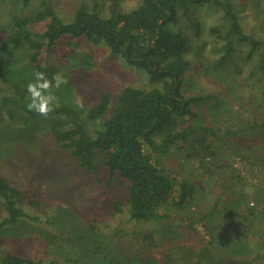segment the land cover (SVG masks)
Masks as SVG:
<instances>
[{
	"label": "trees",
	"instance_id": "obj_1",
	"mask_svg": "<svg viewBox=\"0 0 264 264\" xmlns=\"http://www.w3.org/2000/svg\"><path fill=\"white\" fill-rule=\"evenodd\" d=\"M30 1L19 0L23 7ZM87 1L88 5L81 3L74 9L69 22H63L49 3L43 4L32 18L12 16V32L0 42V64L10 44L23 43L27 47L29 62L35 65L43 49L50 52L64 39L67 44L81 40L90 45L104 43L111 59L120 58L145 75L147 87L126 86L115 94L100 91L97 102L83 112L82 117L66 105L54 106L49 117L61 120L51 126L57 145L76 160L84 174L91 175L101 170L102 166L109 176V184L117 177L115 185L122 187L126 197L127 220L162 224L163 231L154 227L150 232L141 234L137 243L140 253L155 251L165 242L171 248L168 234L170 231L179 234L182 228L188 243L176 245L180 252L176 264H264V186L258 187L256 194L250 196L257 200L255 205L249 206L248 203L247 206L245 198H236L234 208L240 214L239 223L242 226L237 222L238 226L213 234L211 227L213 223L217 224L214 207L205 213L191 212L187 215V222L180 227L181 217L158 213L174 189V179L163 165L153 163L145 152V149H150L160 158L182 152L184 160L199 164L204 177L220 173L222 166L218 164L219 171L215 173L212 170L213 161L217 158L213 146L217 136L213 122L206 124L198 121L200 114L196 107L213 100L214 110H218L223 103L219 101V96L206 91L198 94L184 92L188 80L195 77L191 76L193 69L201 80L207 78L213 84H223L220 91L224 97L233 94L239 83L248 88L249 79H252L250 86L255 93L247 96L248 108H244V112L250 113L249 123L247 120L244 126L248 133L243 134L245 129H239L241 133L236 131V128H241L239 125L227 133L257 136L259 140H264V39L244 32L239 9L229 0H136L131 7L125 6L127 0ZM202 6L214 8L212 14L221 13L216 18L217 24L209 28L199 21L195 9ZM35 23L43 24L41 33L31 31L30 25ZM206 30V42L213 48L211 55L209 52L205 54V39H201ZM212 59L214 65L208 62ZM37 64L39 67L34 73L44 72L50 80L58 73L51 61ZM224 77H230V81ZM239 78L242 82L237 81ZM3 102L5 105L6 100L3 99ZM23 110L31 117L36 114L28 111L27 107ZM206 110L211 111L210 106L207 105ZM66 124L69 126L63 127ZM88 124L95 126V136L89 133ZM21 194L20 189L0 176V198L6 213L0 219V230L19 218L36 219L21 208ZM233 194L236 191L231 192ZM195 197V184L182 180L173 205L179 210L189 211ZM216 201L219 202L218 199ZM220 211L230 214L231 210L227 206ZM100 214L95 213L91 217L94 225L85 226L78 238L75 235L77 240L72 244L77 242L76 252L82 255L79 261L83 264H118L122 255L110 258L103 255L104 249L120 253L121 248L116 245V240H110L113 237H105L96 230L100 226L99 219H107L104 216L106 212ZM169 222L175 226L171 227ZM197 223L204 228L206 235L221 242L218 247L223 246L222 254L218 253L215 257L205 251L207 248H203ZM209 242H212L211 239ZM196 248L201 250L197 252ZM226 251H229L230 257L225 255ZM172 255L169 253L161 258L167 257L171 261ZM138 258L135 259L140 264L160 262L146 256ZM1 261L3 264H39L10 252L5 253ZM122 261H133V257H124Z\"/></svg>",
	"mask_w": 264,
	"mask_h": 264
},
{
	"label": "rangeland",
	"instance_id": "obj_2",
	"mask_svg": "<svg viewBox=\"0 0 264 264\" xmlns=\"http://www.w3.org/2000/svg\"><path fill=\"white\" fill-rule=\"evenodd\" d=\"M229 1L239 9L238 15L244 32L264 39V0ZM135 2L136 0H127L125 6L131 7ZM48 3L63 22H69L74 9L81 3L88 5L89 1L31 0L26 7H23L19 0H0V42L12 32V16L32 18L43 4ZM212 11L214 8L197 7L195 15L210 28L217 24L216 18L221 14L220 12L212 14ZM43 28L42 23L30 25L33 33H41ZM206 33L207 30L202 33L201 39H205V54L209 52L211 55L213 48L206 42L208 39ZM65 41L66 39L62 40L50 52L43 49L35 65L29 62L27 47L23 43L10 44V48L5 50L6 57L0 64V176L4 177L11 186L22 191L21 208L27 215L36 218L35 220L19 218L14 224L3 226L0 230V264H3L1 258L7 252L26 257L39 264H83L79 261L83 258L82 255L76 252L77 242L74 244L72 242L77 240L75 235L83 232V228L92 223L91 217L95 213L104 212L107 219H99L100 226H97L96 230L98 229L105 237H113L110 240L113 242L116 240V245L121 248L120 253L104 249L103 255L106 258L118 254L122 255L118 264H140L135 258L146 256L159 260V264H176V259L180 257L176 245L184 246L188 243L186 238L184 239L182 228L179 234L171 231L168 234L172 242L171 248L169 243L165 242L155 251L140 253L137 243L140 242L141 234L150 232L154 227L163 231L162 224L127 220L126 197L122 187L115 185L117 177H114L113 182L109 184V176L102 166L101 170L91 175L84 174L76 160L60 148L53 138L51 126L61 120L49 116L44 118L37 113L31 117L23 110V107H27L29 103L27 84L35 80L33 73L35 68L39 67L37 63L41 64L47 60L51 61L58 69V73L69 81L59 90L54 89V95L58 98L55 106L66 105L76 111L79 117L84 116L83 112L97 102L100 91L115 94L126 86L147 87L145 75L134 70L120 58L111 59L104 43L90 45L81 40L67 44ZM208 62L214 65L213 59ZM194 75L195 77L188 80L184 92L198 94L206 91L219 96V101L224 105L221 109L214 110L215 102L209 100L196 107L200 114L198 121L207 122L206 124L213 122L217 135L213 146L217 158L213 161L215 165L212 170L215 173L219 171L216 165L218 164L222 166L220 173L216 176L204 177L199 164L184 160L182 152H173L162 158L150 149H145V152L150 155L153 163L158 162L159 165H163L174 179V189L165 205L158 209V213L166 212L171 217H181L182 222L178 224L183 227L189 219L187 215L191 212L205 213L215 207L213 213L217 218V226L213 223L211 232L217 234L223 232V229L228 231L233 226H238L240 214L237 208H234V203L239 197L245 198L246 205L250 202L257 204V200L250 196L256 194L259 186H264V140H259L257 136L241 134L235 136L227 133L228 130L234 131L235 126L241 127L236 128V131L245 129L247 120L249 123L250 113L244 112V108H248L247 96L250 94L253 96L255 93L250 86L252 79H249L248 88L239 83L233 94L224 97L220 91V85L223 84H213L207 78L201 80L196 77L199 74L196 75L195 69L191 71V76ZM223 79L230 81V77ZM239 80L241 79H237ZM80 98H82V108L78 107ZM3 99L6 100L5 105ZM206 104L210 106L211 111L206 110ZM224 111L229 112L231 116ZM68 126L69 124H66L63 127ZM87 127L89 133L95 136V126L88 124ZM245 133H248L246 129L243 134ZM237 158L244 164L246 175H242L234 168ZM253 178L257 180L256 184ZM182 180L193 182L196 188L195 203L189 211L179 210L173 205L177 200L179 183ZM234 191L236 194L231 195ZM217 199L219 202L216 201ZM35 203L38 205L36 206ZM227 206L231 210L230 214L219 212L225 210ZM5 214L0 198V219ZM169 224L171 227L175 226L171 222ZM242 225L239 223V226ZM197 230L204 243L203 248L208 249L205 251L209 255L217 257L218 253L224 252L222 245L218 247L221 242L206 235L204 228L198 223ZM112 232L115 235H111ZM200 250L195 249L197 252ZM169 253L173 254L171 261L167 257L161 258ZM225 255L231 256L229 251H226ZM123 256L125 258L131 256L133 261H122Z\"/></svg>",
	"mask_w": 264,
	"mask_h": 264
},
{
	"label": "clouds",
	"instance_id": "obj_3",
	"mask_svg": "<svg viewBox=\"0 0 264 264\" xmlns=\"http://www.w3.org/2000/svg\"><path fill=\"white\" fill-rule=\"evenodd\" d=\"M34 76L35 80L27 84V93L29 95L27 110L34 111L38 115L47 118L54 111V106L58 99L54 95V89L59 90L62 86L68 84L69 81L60 73L55 74L51 80L41 71H36ZM78 107H83L82 98L78 101Z\"/></svg>",
	"mask_w": 264,
	"mask_h": 264
},
{
	"label": "built area",
	"instance_id": "obj_4",
	"mask_svg": "<svg viewBox=\"0 0 264 264\" xmlns=\"http://www.w3.org/2000/svg\"><path fill=\"white\" fill-rule=\"evenodd\" d=\"M234 168H236L239 171V173L246 175V168H245L244 164L242 162H240V160L238 158L235 160ZM253 179H254V181H253L254 184H256L257 180L255 178H253ZM259 187L262 188L261 186H259ZM249 204L253 205L254 203L250 202Z\"/></svg>",
	"mask_w": 264,
	"mask_h": 264
}]
</instances>
